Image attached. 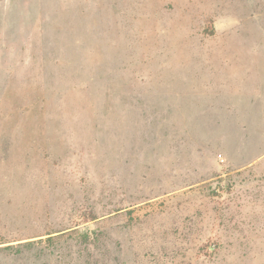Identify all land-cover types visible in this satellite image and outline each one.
<instances>
[{
	"label": "rangeland",
	"instance_id": "1",
	"mask_svg": "<svg viewBox=\"0 0 264 264\" xmlns=\"http://www.w3.org/2000/svg\"><path fill=\"white\" fill-rule=\"evenodd\" d=\"M0 264H264V0H0Z\"/></svg>",
	"mask_w": 264,
	"mask_h": 264
}]
</instances>
